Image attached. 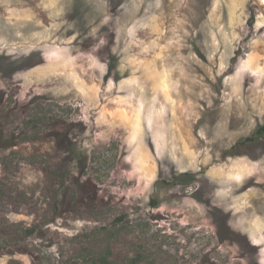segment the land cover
<instances>
[{
    "label": "rangeland",
    "instance_id": "rangeland-1",
    "mask_svg": "<svg viewBox=\"0 0 264 264\" xmlns=\"http://www.w3.org/2000/svg\"><path fill=\"white\" fill-rule=\"evenodd\" d=\"M263 125L264 0H0V264H264Z\"/></svg>",
    "mask_w": 264,
    "mask_h": 264
},
{
    "label": "trees",
    "instance_id": "trees-1",
    "mask_svg": "<svg viewBox=\"0 0 264 264\" xmlns=\"http://www.w3.org/2000/svg\"><path fill=\"white\" fill-rule=\"evenodd\" d=\"M256 135H257V136H259V135H264V125L261 126V127L257 130ZM250 140H251V139H250ZM12 146H15V144H13V142H9L8 147H12ZM29 233H30V234H31V233H34V230H33V229L29 230Z\"/></svg>",
    "mask_w": 264,
    "mask_h": 264
}]
</instances>
